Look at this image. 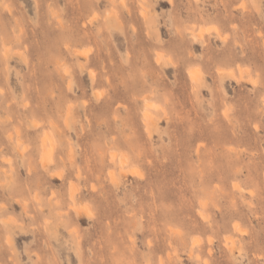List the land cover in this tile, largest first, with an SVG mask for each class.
<instances>
[{"label":"rangeland","instance_id":"374dc122","mask_svg":"<svg viewBox=\"0 0 264 264\" xmlns=\"http://www.w3.org/2000/svg\"><path fill=\"white\" fill-rule=\"evenodd\" d=\"M205 263L264 264V0H0V264Z\"/></svg>","mask_w":264,"mask_h":264},{"label":"bare ground","instance_id":"6f19581e","mask_svg":"<svg viewBox=\"0 0 264 264\" xmlns=\"http://www.w3.org/2000/svg\"><path fill=\"white\" fill-rule=\"evenodd\" d=\"M200 30H201V29H200ZM200 30H199V31H200ZM199 31H197V32H199ZM200 32H201V31H200ZM201 35H202V37H203V33H202ZM191 77L194 78V77H193V74L191 75ZM147 116H148V113H145V118H147ZM111 155H112V154H111ZM112 158H113V155H112ZM120 161H122V160H120ZM124 161H125V160H123V162H124ZM123 162H122V163H123ZM119 163H120V162H119ZM122 163H121V164H122ZM122 166H123V165H122ZM78 169H79V168H78ZM124 169H125V168H124ZM112 174H113V172H112ZM112 174H111V173L109 174V175L111 176L110 178H113V177H112V176H113ZM112 181H113V180H112ZM71 194H73V193H71ZM74 200H75V198H74ZM75 202H76V201H75ZM75 202H74V203H75ZM74 229H75V227H74ZM76 229H77V228H76ZM195 238H198V237H195ZM195 238H194V239H195ZM210 239H211V237H210ZM230 242H231V241H230ZM230 242H229V244H230ZM227 243H228V241H227ZM231 243H232V242H231ZM192 244H193V243H191V245H192ZM224 244H225V243H224ZM229 244H228V245H229ZM230 246H231V245H230ZM209 248H210V247H209ZM196 252H197V251H196ZM198 252H199V251H198ZM198 252H197V255H198ZM205 260H206V259H205ZM206 263H207V261H206ZM206 263H205V264H206Z\"/></svg>","mask_w":264,"mask_h":264}]
</instances>
